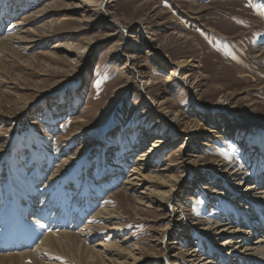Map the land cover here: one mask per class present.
Here are the masks:
<instances>
[{
    "label": "rangeland",
    "instance_id": "1",
    "mask_svg": "<svg viewBox=\"0 0 264 264\" xmlns=\"http://www.w3.org/2000/svg\"><path fill=\"white\" fill-rule=\"evenodd\" d=\"M139 26L146 34H138ZM2 41L0 199L24 177H35L39 163L46 170L34 188L44 189L52 173L71 185L62 188L67 223L71 212L83 229L100 204L115 217L104 237L87 244L62 239L52 255L56 263L169 264L166 257L172 264H200V257L217 263L224 247L211 246L205 229L232 214L224 195L242 177L248 188L264 177V0H0ZM160 47L161 59L144 55L145 48ZM129 53L138 57L132 66L158 83L147 97L136 73L124 67ZM189 58L198 68H180ZM183 74L192 76L190 84L181 82ZM150 108L159 114H147ZM157 138L169 143L149 164L136 163ZM137 164L147 166L130 173ZM227 167L238 177L230 181ZM127 176L135 179L130 185ZM58 178L48 181L52 191ZM97 185L101 203L85 215L82 199L97 195ZM80 190L82 199L69 206ZM41 201L36 196L34 206ZM250 236L249 245L262 235ZM97 251L108 255L106 262Z\"/></svg>",
    "mask_w": 264,
    "mask_h": 264
},
{
    "label": "bare ground",
    "instance_id": "2",
    "mask_svg": "<svg viewBox=\"0 0 264 264\" xmlns=\"http://www.w3.org/2000/svg\"><path fill=\"white\" fill-rule=\"evenodd\" d=\"M184 2L188 3L189 0H184ZM85 6L86 5H84L83 2H79L76 5V7H78L79 9L82 7L84 9ZM142 33L146 34L145 29L143 28V26H139L138 34L140 35ZM16 35L18 36V34ZM173 35L180 40L186 39L185 36H181V35L178 36V34H174V33ZM17 36L14 35V38H16ZM11 38L12 37H9L7 40H12ZM0 43L3 44L4 41ZM80 49L83 48L80 47ZM163 54L164 53L161 47L155 48L151 51H149L148 48H145L144 50V55H146L149 58L161 59L162 56H164ZM124 58H125L124 67H127L136 73V75L138 76L137 78L139 79L141 92H145L144 95L145 97H147V90L154 88L158 83L152 81L147 77L146 74L140 71L142 66H139L138 64H137L138 66L136 67L132 66V64L138 63L137 55H135L134 53H129L128 55L124 56ZM167 63L170 64V61L167 60ZM198 63L199 62L196 58L195 59L189 58L188 60L180 61L178 65L180 66V68H187L190 66L191 68L195 69L198 68V65H196ZM237 63L238 62H236V64ZM165 64L161 61L160 67L165 68ZM139 75H141V77ZM174 75L175 73H171V76ZM181 77L183 78L181 80L182 83L187 85L190 84L191 82L190 78L192 76L188 74H183ZM243 77L245 78L246 76L239 74V78H243ZM169 82L173 83V81L170 80V78H167V80L164 81V83L167 84ZM190 88L191 91H195L197 88L196 84L195 86H192L191 84ZM165 105H166L165 102H160L159 113L162 114L161 117H166L170 113L165 107ZM147 112H148L147 114H150L152 112L155 113V115L159 114V113L157 114V112H155L154 110L152 111V108H150L149 111ZM183 131L181 132L183 133ZM168 143H169L168 139L165 140L163 138H157L153 142L148 152L143 151L140 154L139 157L141 158H139L136 163L144 162L146 164H149L148 158L158 153L160 149H162V146H165ZM201 145H205V143L204 144L202 143ZM183 147L184 146H181L180 149L182 150ZM180 156H181L180 160L182 161L184 156L182 155ZM187 163L193 165L195 161H190V157H189ZM36 165L37 166H35L34 168L37 169L38 173L35 175V177H33L32 179H29L27 176L24 177L23 183L14 185L13 190L11 187L12 191L6 193L5 198L2 199L3 200L2 204L6 203V206L2 207L0 203V264H4V262L7 259L13 257L21 258L22 264H46V262L50 264H57L56 261L53 259L52 255L55 250L61 248L62 239H68L78 243L87 244V242L93 237H104L103 233L106 231V229H108V225L105 224L112 223V218H115L112 214L113 211H110L108 209L106 210L103 204H100V208L96 209L91 214V216L89 215L88 216L89 218H86L87 219V221H85L86 225L83 229L79 230L78 227L76 228V226H74V224H77L81 220V218L78 217L79 215L78 216L73 215L72 217V215H70L71 212L66 216L68 219L72 221V223H67L66 222L67 220L64 219V215L65 213L68 212H65L64 209L68 207L67 205L68 197L65 195L64 192L65 190L62 189L68 185L67 183L63 184L64 181L66 180L65 175L63 174L64 176L63 175L57 176L56 174H54L53 176V173L50 174L47 178V183L44 185V189L48 190V194H47L48 196L41 195V192L44 189L39 190L34 187L37 183L40 182V180H42L43 172H41V170L42 169L46 170V168L40 165L39 163H37ZM144 166L146 167L147 165L137 164L136 167L134 169H131L129 172L132 174L137 173L136 171L139 170L141 171V169L144 168ZM57 167L59 166L56 165V168ZM215 167H220V166L217 165ZM228 169L229 168L227 167L226 171L225 170L223 171L227 172ZM56 172L57 171H55L54 173ZM225 172H223L222 175H227L228 173L230 175L229 176L230 181H232V178L238 177L237 171H233L229 169L227 173ZM245 174L246 173H239V175H245ZM133 176H127L124 185H130L135 180L134 178L132 179ZM56 178L59 179V180L57 179L58 183L56 182V185H58V187L55 189V191L54 190L52 191L51 189L54 188V186L50 185L48 181L50 179L52 181V179H56ZM245 178L246 176L242 177L241 180H239L238 183L235 186H233L235 187V190H231L230 194L225 193L224 195L225 197H228L227 202H229L228 203V206L230 207L229 211L230 213L232 212V214H229L227 219H222L221 216H218L214 221L211 222V225L205 229V234H208L207 236L209 237L208 242H210L209 244H211V246L214 245V247L216 246L218 247V244H220L221 245L219 248L220 250L222 247H224L222 249L223 252L221 253L219 252L217 255L219 259L217 260L218 262L213 263V261H210L209 258L200 257L199 258L200 264H264V245L261 246V244H264V240H262L264 237V229H263L264 228V203H263L264 184H262L264 177L263 176L257 177L256 185L254 184L255 186L252 187L250 186L249 188L247 187L246 183L243 184V180H245ZM11 184L13 185V183ZM48 185L52 187H48ZM70 187L71 185L67 186V188ZM88 187L89 185L86 183L83 187L84 188L83 193H85V191H88L87 190ZM96 189H98V191L95 190L97 192V195L89 194L84 200L82 199V196L84 195H81L82 190H80L78 193L75 194L74 198H72L69 206L73 205V203L76 204L77 200L80 201L82 199V201L86 205L84 207L86 208L85 209L80 208V209L82 213H85V215H87L88 212H91L93 206H95L97 203L98 204L101 203L100 199L98 198L101 194L100 185H97ZM71 190H73V188H71ZM88 193L86 192V194ZM56 195L57 196L60 195L58 199L59 201H61L60 205L62 209H59L55 204V202H57L56 200H58L55 199V197H57ZM36 196L38 197L40 196L42 198L41 203L37 207H35L33 204V200L35 199ZM149 196L147 197V199H149ZM87 198L91 200L87 201ZM2 200L0 199L1 202ZM140 200L143 199L141 198ZM259 206H261L260 209H258ZM227 208H224L225 213H227L226 212ZM49 212L55 213L53 216L55 217V219L58 220L59 225L53 221L54 218H51V213ZM8 213H13L11 218H7ZM82 216L84 217L83 214ZM68 225L70 226V228L68 231H66L67 229L65 227ZM104 225L105 227H102ZM76 229H78V231ZM258 234L262 235L259 238V240L254 244L249 245L247 239L248 238L250 239L251 237L250 235H258ZM31 244L34 247V249L31 252H28V250H26L24 253L19 252L18 249L16 248V245L31 246ZM106 246L108 247L107 249H109V251L112 250L111 248L113 245L106 244ZM95 247H100V243H97ZM99 251H97L95 256L101 258V261L106 262L107 261L106 258L108 255H106L105 253L104 257H102L103 254H101ZM92 252L95 253V251ZM190 252L191 254H189ZM194 253H195L194 250L189 251L186 256L191 257ZM37 254H40L41 256L39 255L40 258L36 259L35 256ZM90 255L91 257H94L93 253H90ZM222 256H224L223 257L224 259L222 258ZM166 261L169 264L173 263L167 257H166Z\"/></svg>",
    "mask_w": 264,
    "mask_h": 264
}]
</instances>
